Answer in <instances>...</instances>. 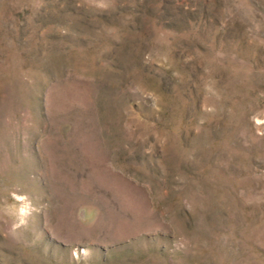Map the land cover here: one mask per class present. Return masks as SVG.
I'll return each instance as SVG.
<instances>
[{"label": "rangeland", "instance_id": "obj_1", "mask_svg": "<svg viewBox=\"0 0 264 264\" xmlns=\"http://www.w3.org/2000/svg\"><path fill=\"white\" fill-rule=\"evenodd\" d=\"M0 264H264V0H0Z\"/></svg>", "mask_w": 264, "mask_h": 264}]
</instances>
